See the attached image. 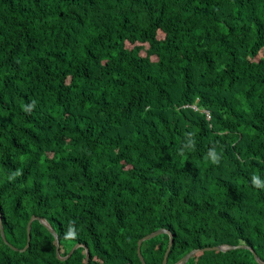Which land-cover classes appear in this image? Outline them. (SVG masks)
<instances>
[{"label":"trees","instance_id":"1","mask_svg":"<svg viewBox=\"0 0 264 264\" xmlns=\"http://www.w3.org/2000/svg\"><path fill=\"white\" fill-rule=\"evenodd\" d=\"M253 176L264 0H0V264L264 262Z\"/></svg>","mask_w":264,"mask_h":264},{"label":"water","instance_id":"2","mask_svg":"<svg viewBox=\"0 0 264 264\" xmlns=\"http://www.w3.org/2000/svg\"><path fill=\"white\" fill-rule=\"evenodd\" d=\"M34 220L39 221L49 231V233L54 237L55 242H56V255H57V258L59 260L68 259L77 248L82 247V248L85 249V253H86L85 264H88V262H89V251L84 245H81V244H75L65 257H60V255H59V247H58L59 246L58 235L56 234L54 229L48 224V222L45 219L38 218V217H35V216H31L29 222L27 223V226H26L27 242H26V246L23 249H21V251H25L28 248V246H29L31 224H32V222ZM161 234H167L169 236V244L167 246L166 252H165V254L163 256V260H162V264H167V256H168V253H169L170 248L172 246L173 239H172V236H171L170 232L165 230V229H159V230H157L155 232H152V233H150V234H148V235H146L143 238L138 240L136 252H137V256H138L141 264H146L144 259H143V257H142V255H141V251H140V247H141L142 243L144 241L150 240V239H152V238H154V237H156L158 235H161ZM0 235L2 237V240L5 243H7L6 240H5V235H4V232H3L2 225H1V219H0ZM239 248L249 250L253 254V257H254L255 261L258 264H264V262L261 261L260 258L255 254V252L250 247L245 246V245H236V246L221 245V246H215V247H208V248H204V249H194V250L190 251L189 253H187L184 257H182L175 264H185L191 256H193L194 254L199 253V252H201L203 250L225 252L227 250L239 249Z\"/></svg>","mask_w":264,"mask_h":264},{"label":"clouds","instance_id":"3","mask_svg":"<svg viewBox=\"0 0 264 264\" xmlns=\"http://www.w3.org/2000/svg\"><path fill=\"white\" fill-rule=\"evenodd\" d=\"M34 104V102H33ZM190 135V134H189ZM191 146V141H190V145ZM209 157L211 159L212 163H218L219 162V157L217 156V154L215 153V151H210L209 152ZM19 173H16L15 175H18ZM252 183L256 188H264V182H261L258 177L253 176L252 178ZM69 235H72V233L70 232Z\"/></svg>","mask_w":264,"mask_h":264}]
</instances>
